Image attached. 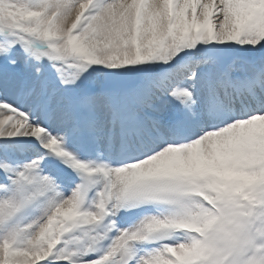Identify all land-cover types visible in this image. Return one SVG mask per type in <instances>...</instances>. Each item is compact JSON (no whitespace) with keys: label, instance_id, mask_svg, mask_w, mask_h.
Wrapping results in <instances>:
<instances>
[{"label":"snow or ice","instance_id":"obj_1","mask_svg":"<svg viewBox=\"0 0 264 264\" xmlns=\"http://www.w3.org/2000/svg\"><path fill=\"white\" fill-rule=\"evenodd\" d=\"M0 264H264V0H0Z\"/></svg>","mask_w":264,"mask_h":264}]
</instances>
